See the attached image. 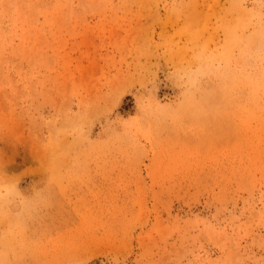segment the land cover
I'll use <instances>...</instances> for the list:
<instances>
[{
    "label": "rangeland",
    "instance_id": "1",
    "mask_svg": "<svg viewBox=\"0 0 264 264\" xmlns=\"http://www.w3.org/2000/svg\"><path fill=\"white\" fill-rule=\"evenodd\" d=\"M0 264H264V0H0Z\"/></svg>",
    "mask_w": 264,
    "mask_h": 264
}]
</instances>
